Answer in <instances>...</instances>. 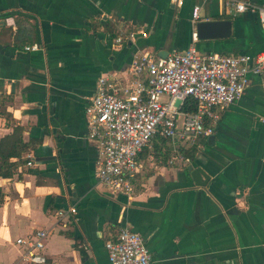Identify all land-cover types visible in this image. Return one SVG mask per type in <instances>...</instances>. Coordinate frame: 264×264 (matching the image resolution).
Returning a JSON list of instances; mask_svg holds the SVG:
<instances>
[{
  "label": "crops",
  "instance_id": "obj_1",
  "mask_svg": "<svg viewBox=\"0 0 264 264\" xmlns=\"http://www.w3.org/2000/svg\"><path fill=\"white\" fill-rule=\"evenodd\" d=\"M194 5L199 20L231 22L228 36L197 39L200 52L264 51L257 14L219 0H0V137L16 123L24 140L40 139L24 154L31 165L0 177V264H24L16 239L40 228L43 264H110L104 243L123 226L144 238L152 264H264V77L249 74L212 133L189 145L188 164L208 174L205 185L193 183L188 164L149 154L139 156L129 195L96 180L84 109L97 78L126 75L135 52L187 48ZM69 206L75 214L58 215Z\"/></svg>",
  "mask_w": 264,
  "mask_h": 264
},
{
  "label": "built area",
  "instance_id": "obj_2",
  "mask_svg": "<svg viewBox=\"0 0 264 264\" xmlns=\"http://www.w3.org/2000/svg\"><path fill=\"white\" fill-rule=\"evenodd\" d=\"M231 12H254L264 25V7L247 0H219ZM181 6L184 0H170ZM199 5L191 10V22L200 19ZM133 32L120 34L116 43L131 38ZM184 50L173 49L164 57L153 52H135L126 75L115 71L101 74L94 94L85 106L86 136L97 148L95 176L98 184L111 192L129 195L132 179L140 168L139 154L152 138L167 139L175 148L169 162L185 166L190 158L179 146H189L199 137L212 133L219 111L239 98L249 74L264 77V51L253 54L200 52L194 42ZM37 44L26 50L37 49ZM192 99L195 110H182ZM179 100V104H176ZM264 123V116L260 117ZM177 146V147H176ZM27 165L32 164L29 158ZM76 213L74 206L58 212L59 216ZM46 229L40 228L16 243L22 248L24 264H43ZM110 264H152L144 238L128 227H120L116 235L104 243Z\"/></svg>",
  "mask_w": 264,
  "mask_h": 264
},
{
  "label": "trees",
  "instance_id": "obj_3",
  "mask_svg": "<svg viewBox=\"0 0 264 264\" xmlns=\"http://www.w3.org/2000/svg\"><path fill=\"white\" fill-rule=\"evenodd\" d=\"M118 34L119 33H116L114 38L118 36ZM195 107L194 100L189 99L184 102L182 110L191 112L195 110ZM23 131L24 128L22 126L14 123L12 124V131L0 137V177H11L17 166L26 162L24 154L33 150L40 143V139L33 137L24 140L22 137ZM195 149L194 145L180 148L182 153L189 158L193 157ZM171 151V146L167 139L155 136L150 143L141 150L139 156L144 157L149 154L151 157H155V159H157V156H162V163H165ZM2 198L3 193L0 189V202Z\"/></svg>",
  "mask_w": 264,
  "mask_h": 264
},
{
  "label": "water",
  "instance_id": "obj_4",
  "mask_svg": "<svg viewBox=\"0 0 264 264\" xmlns=\"http://www.w3.org/2000/svg\"><path fill=\"white\" fill-rule=\"evenodd\" d=\"M230 20H198L194 24V29L196 32L197 39H207V38H217L226 37L230 34ZM167 51L164 53H159L158 56L164 57ZM176 104H179V100H176ZM186 171L195 185H205L209 176L204 172V170L198 166L194 167L191 164L186 166Z\"/></svg>",
  "mask_w": 264,
  "mask_h": 264
},
{
  "label": "rangeland",
  "instance_id": "obj_5",
  "mask_svg": "<svg viewBox=\"0 0 264 264\" xmlns=\"http://www.w3.org/2000/svg\"><path fill=\"white\" fill-rule=\"evenodd\" d=\"M169 145L171 146V153L168 155V158L166 159V161L165 162H167L168 160H170L171 158H172V155L174 154V152H173V149L175 148L172 144H170L169 143ZM177 147V146H176ZM151 160H152V162H154V163H157V164H159V163H162V156H157V159H155V157H151ZM148 163H150V162H148ZM147 163V164H148ZM148 166V165H147Z\"/></svg>",
  "mask_w": 264,
  "mask_h": 264
}]
</instances>
